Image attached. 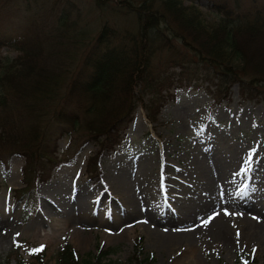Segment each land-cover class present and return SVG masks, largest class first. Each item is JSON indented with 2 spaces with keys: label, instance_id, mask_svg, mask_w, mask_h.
I'll return each mask as SVG.
<instances>
[{
  "label": "rangeland",
  "instance_id": "obj_1",
  "mask_svg": "<svg viewBox=\"0 0 264 264\" xmlns=\"http://www.w3.org/2000/svg\"><path fill=\"white\" fill-rule=\"evenodd\" d=\"M119 1L96 4L94 0H0V40L26 39L28 44L39 41L30 52L34 60L29 64L34 68V74L29 75L28 65L21 74H25L21 78L27 76L21 79L23 85L32 88L28 87L24 97L18 92L10 94L6 99V112L0 116L3 119L0 201L13 228L10 239H0V264H19V258L29 261L33 257V245L38 249L46 247L43 252L33 254L41 257L42 264H55V254L64 238L74 255L83 261L104 255V262H126L135 255L143 261L142 264H264L263 95L244 99L233 85L225 96L216 99L214 85L205 79L179 82L175 52L156 49L151 75L158 78L173 75V84L163 87L158 83V90L143 87L144 82L134 86L137 104L132 121L124 130L121 142L113 148L101 150L91 169L88 161L99 151V145L88 138L87 130L81 125L73 130L69 124L56 118L60 111L66 113L71 109L63 102L70 75L77 72L82 53L97 37L101 26L114 28L120 34H138L135 16L130 10L121 8ZM218 1L198 0L195 3L198 12L191 14L204 25L217 24L220 18L214 12ZM133 2L137 4L139 0ZM190 4V0L181 1L183 8ZM222 4L232 9L233 17L243 18L256 10L264 11V0H256L254 4L242 0L239 9H235L232 0H222ZM175 7L174 3L165 5L162 0H156L152 5L165 15L166 24L160 25L158 35H168L165 25H174L170 24L171 20L185 19V14ZM62 11H66V18H60ZM168 43L188 51L176 39H170ZM263 45L255 40L246 45V51L257 54ZM156 47L155 42L153 49ZM19 54L8 45L0 47V61L5 64H10ZM50 75L58 76L56 95L50 100L40 98V92L35 88H44L43 84L45 80L49 81ZM21 82L15 81L14 91L24 88ZM37 82L41 84L38 87ZM75 93L84 103L81 90L77 89ZM36 97L39 99L35 100ZM35 102L36 106L32 107ZM156 103L161 104L157 106ZM79 109H76L78 115L75 117L81 121L83 115ZM30 134L35 137L33 141L28 139ZM22 143L31 145V149L43 145L39 152L40 164L44 161L47 170L50 169L45 168L43 172L36 166L37 172H30V176L35 177V198L33 196L32 201L26 202L15 201V190L25 186L24 151L27 150L21 149ZM48 157L52 162L46 161ZM237 157L249 163V168H253L250 173L238 172ZM230 170L237 179L231 194L214 188L209 195L213 216L207 219L208 216L201 213L204 202H200L202 205L197 204L188 216L186 228L176 227L173 213L178 204L196 196L197 192L199 196L207 177L235 180ZM109 177L122 181L120 192L128 187L141 198V203L144 201L138 208V219L126 215L119 198L106 204L105 196L98 191L103 179ZM151 183L158 186L157 191L148 189L153 200L157 201L156 194L159 193L167 207L163 205L155 211L154 205L145 199H149L147 185L149 187ZM84 192L90 200H95L86 216H82L77 202L78 195ZM46 198L57 208L45 211L42 204ZM55 201H62L70 207L77 205L76 214L79 216L76 221L90 244L73 246L70 237L76 229L71 225V218ZM220 203L226 210L257 225L263 236L254 237L236 229L218 212L217 204ZM157 237L164 239L162 246ZM171 237L183 239L184 245L173 249L166 246L164 242Z\"/></svg>",
  "mask_w": 264,
  "mask_h": 264
},
{
  "label": "trees",
  "instance_id": "obj_2",
  "mask_svg": "<svg viewBox=\"0 0 264 264\" xmlns=\"http://www.w3.org/2000/svg\"><path fill=\"white\" fill-rule=\"evenodd\" d=\"M94 1L96 4L100 2L107 4L109 0ZM155 1L139 0L136 4L133 0H120L118 5L130 10L132 16H135L138 34L135 36L120 34L114 28L101 26L97 37L90 41L87 49L82 53L81 65L77 72L73 76L70 75L71 80L63 95V102L70 105L71 109L66 111L67 114L60 111L56 118L69 124L73 130L79 129L81 125L87 130L88 138L99 145V151L88 161L90 169L96 165V159L101 150L106 147L113 148L121 142L122 134L132 121V113L137 104L134 86L144 82L143 87L158 90V83L163 87L173 84V75L167 74L162 78L151 75L152 58L156 49H165L168 53L175 52L174 62L179 66L176 74L179 82L191 83L199 78L205 79L210 85H214L213 94L216 99L225 96L233 85L237 86L239 94L244 99L264 96V45L262 49L259 48L261 49L259 53L255 50L257 54L246 51V45L255 40L264 43V11L256 10L243 18L233 17L232 9L223 5L220 0L216 3L214 12L219 16V22L204 25L201 21H196L197 17L191 14V12H198L195 4L198 0H190L191 4L185 8L181 7L182 0H162L165 5L174 3L175 8H179L182 15L185 14V19H180L176 21L177 23L171 20L170 24H174L171 27L165 25L168 36L158 35L160 25L163 22L166 24V20L160 10L152 8ZM232 1H234L235 9L241 8L242 0ZM247 1L249 4L256 2V0ZM65 12H61L60 18L67 17ZM187 12L194 20L187 17ZM170 39H176L188 51H182L181 47L176 48L174 44L168 43ZM37 42L39 41L28 44L26 39L18 38L0 40V47L8 45L20 52L10 64L0 61V116L2 112H6L8 105L6 99L10 94L18 92L21 97H24L28 87L32 88L23 85L24 82H21V79H26L27 76L21 78L25 76L21 74L26 65H28L26 68H29V75L34 74L35 70L31 67L34 59L30 52ZM155 42L157 47L153 49ZM57 77L50 75L49 81L45 80L43 84L44 88L34 87L36 92H40V98L54 99L58 89ZM15 81L21 82L24 88L19 87L18 91H14ZM36 84L38 87L40 83ZM77 89L81 90L84 103L75 93ZM37 99L39 98L36 97L35 100ZM35 104L37 103H33L32 107L36 106ZM76 109H79L83 115L81 121L75 117L76 114L78 115ZM2 120L0 117V133L3 132ZM32 135L28 136L30 141L35 138ZM22 145L21 149L28 151H24L25 186L15 190L17 192L15 199L32 201L35 177H31L30 172L34 170L36 173L38 169L44 172L45 168L47 170V164L44 161L40 164L39 152L43 149V145H37V149H31V145L26 143ZM46 161L52 162L49 157ZM36 166L39 167L37 170ZM32 248L33 257L31 256L29 261L19 258V264H42L41 257L33 254L43 252L46 247L38 252H34L38 249L36 246L33 245ZM55 255V264H142L143 262L135 255L126 262H104L102 258L104 255H98L94 260L83 261L74 255L65 238L60 241Z\"/></svg>",
  "mask_w": 264,
  "mask_h": 264
},
{
  "label": "bare ground",
  "instance_id": "obj_3",
  "mask_svg": "<svg viewBox=\"0 0 264 264\" xmlns=\"http://www.w3.org/2000/svg\"><path fill=\"white\" fill-rule=\"evenodd\" d=\"M239 149V148H237ZM236 166H238V172L242 171H247V173L251 172V168H249L248 166V162L240 157H237L235 160ZM234 163V164H235ZM252 164V163H251ZM248 166V167H247ZM255 166V165H254ZM246 168V170H245ZM232 170V169H231ZM230 170V175L233 177V179H235V176L232 171ZM234 171V170H233ZM236 172V171H235ZM238 174V173H236ZM199 175H197L196 177H198ZM237 176V175H236ZM240 176V173H239ZM115 177V176H114ZM124 177V176H123ZM240 178V177H239ZM122 179V178H121ZM206 182H205V186L202 189L200 195L198 196L199 192H197L196 196H191L188 197L183 203H179L177 210L175 211V215H173L174 217V224L176 227H185L187 226V219L189 218L188 216L190 215V213H192V211L194 210V208L197 206V204L199 205V203L204 202V209L203 212L201 213H205L206 216H208L207 219H209V217L213 216V213L211 211V204L208 200L209 195L212 193L213 189H219L221 188L222 190H224L227 194H231V189L234 186V182H236L237 179L232 180V179H222L220 178L219 180H217L216 178L213 177H207L206 178ZM241 180V179H240ZM156 181V180H155ZM160 182V181H159ZM120 184H122V181L118 178H112L109 177L108 179L104 178L102 181V186L100 187V191H98L101 195H104L106 199V204L109 203V201H111L112 199L119 198V200L121 201V204L123 205V207L125 208V212L126 215L135 219H138L139 217V213H138V208L141 207V204L144 203V201H142L141 203V198H139L136 194H133L131 192L130 189H128V187H126L125 189H123V187L121 189H123L121 192L118 190L120 187ZM143 187V186H142ZM152 188V191H157L158 190V186L154 183L149 184V187L147 185V192L148 189ZM161 188V187H160ZM164 188V187H163ZM88 192V191H87ZM149 195V199L145 198L146 200H148V203L154 205V209L155 211H157L159 209V207H162L163 205L166 206V203L164 202V197L163 195L160 196L159 193H157V201L153 200L150 192H148ZM147 195V196H148ZM99 196V195H98ZM198 196V197H197ZM44 197V196H43ZM95 197V196H93ZM50 198V197H49ZM211 198V197H210ZM55 199H53L54 201ZM94 199L90 200V197L88 196V194L81 193L78 195V205L80 206L81 209V214L82 216H86L88 214V211L92 205V203L94 202ZM56 203H58V206H60V210L62 212L65 213L66 216H68V218L70 217L72 220V227L75 228L76 232L74 231V234H72V236L70 237V242L73 243V246L75 247H79V245H88L89 240L86 239L85 235H83V233L80 231L79 226H78V222L76 221V219L78 218L79 214L77 215V206L75 204V208L67 206L65 203L58 202L55 201ZM113 203V202H112ZM146 203V202H145ZM200 203V204H201ZM215 203V202H214ZM114 205V204H113ZM202 205V204H201ZM214 205V204H213ZM110 207V206H109ZM167 207V206H166ZM42 208L46 211V209H55L57 208V206H54L53 203H51V201L44 199V202L42 204ZM197 208V207H196ZM199 208V207H198ZM143 209V207H142ZM141 209V210H142ZM217 209L218 212L220 213L221 216H223V218H225L228 222H230L233 226L236 227V229H240L243 233H247V234H252L254 235V237H259L261 238L262 235V230L255 224H252L250 222H248L247 220H245V218H243L241 215H239L238 213H233L230 210H226L223 206V204H217ZM200 210V209H198ZM226 210V211H225ZM242 210V209H241ZM143 211V210H142ZM44 212V211H43ZM48 212V211H47ZM200 213V214H201ZM227 213V214H226ZM39 214H41V212H39ZM198 214V213H197ZM199 214V215H200ZM195 215V214H194ZM215 216V214H214ZM192 217V215H191ZM195 217V216H194ZM202 217V216H201ZM141 218V217H140ZM194 219V218H193ZM196 219V218H195ZM203 219V218H202ZM201 219V220H202ZM211 219V218H210ZM141 219H139L140 221ZM198 220V219H197ZM200 220V221H201ZM213 220V219H212ZM215 220V219H214ZM222 220V219H221ZM205 221V220H204ZM210 221V220H209ZM207 221L206 224L209 222ZM198 222V221H197ZM221 222V221H220ZM219 222V223H220ZM211 223V222H210ZM197 224V223H196ZM199 224V223H198ZM197 224V225H198ZM209 224V223H208ZM217 224V223H216ZM225 224V223H224ZM12 225V224H11ZM10 225V222L7 220V218L4 215V206L3 203L0 201V239L3 238L5 240L10 239L11 234H12V227ZM213 225V224H212ZM221 225V224H220ZM228 225V224H227ZM14 226V225H13ZM166 226V225H165ZM168 227V226H166ZM174 227V226H173ZM195 227V226H194ZM186 228V227H185ZM206 228V225H205ZM209 227H207L206 229H208ZM212 228V226L210 227ZM177 229V228H176ZM181 229V228H180ZM213 229V228H212ZM221 229V228H220ZM226 229V228H225ZM148 232H153V230L151 229H145ZM79 231V232H78ZM196 231V230H195ZM189 232V231H188ZM194 232V231H193ZM214 232V229H213ZM182 233V232H181ZM185 233V232H184ZM186 234V233H185ZM201 234V233H200ZM193 235V233H191V236ZM198 235V234H197ZM190 235H188V238L190 237ZM261 236V237H260ZM159 239V243L162 246V243L164 241V239H162L161 237H157ZM1 239V240H3ZM192 240V239H191ZM186 241V240H185ZM166 246L171 247L172 249L175 248L176 246L179 245H184V240H180L179 237H171L169 238L167 241L164 242ZM90 244V243H89ZM187 245V244H186Z\"/></svg>",
  "mask_w": 264,
  "mask_h": 264
},
{
  "label": "snow or ice",
  "instance_id": "obj_4",
  "mask_svg": "<svg viewBox=\"0 0 264 264\" xmlns=\"http://www.w3.org/2000/svg\"><path fill=\"white\" fill-rule=\"evenodd\" d=\"M226 211V210H225ZM227 214V213H226ZM239 235V234H238ZM43 247L44 246H41V248L40 249H36V250H34V252H38V251H42L43 250Z\"/></svg>",
  "mask_w": 264,
  "mask_h": 264
}]
</instances>
